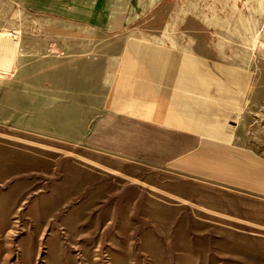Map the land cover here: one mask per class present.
Wrapping results in <instances>:
<instances>
[{
  "label": "rangeland",
  "instance_id": "rangeland-1",
  "mask_svg": "<svg viewBox=\"0 0 264 264\" xmlns=\"http://www.w3.org/2000/svg\"><path fill=\"white\" fill-rule=\"evenodd\" d=\"M223 2L150 0L135 22L157 37L175 27L176 6L185 24L194 6L221 18ZM263 24L258 13L233 34L221 19L214 27L227 41L246 33V45L229 48L258 58L230 65L262 87L236 132L264 157ZM20 31L19 46L36 49ZM14 46L0 43V264H264L263 196L114 153L109 127L102 135L83 123L89 87L64 71L61 51L53 71L44 53L22 52L14 64Z\"/></svg>",
  "mask_w": 264,
  "mask_h": 264
},
{
  "label": "crops",
  "instance_id": "crops-1",
  "mask_svg": "<svg viewBox=\"0 0 264 264\" xmlns=\"http://www.w3.org/2000/svg\"><path fill=\"white\" fill-rule=\"evenodd\" d=\"M148 3L0 0V32L9 34L0 43L15 44L8 56L14 64L22 52L44 53L53 71L55 53L61 51L64 71L70 76L78 71L89 87L83 123L94 124L102 135L109 127L104 140L114 153L264 197V157L240 144L236 132L252 103L261 100L256 95L262 87L248 83L239 64L230 65L258 58L229 48L246 45V33L227 41L225 33L215 36L214 27L221 19L231 34L233 28L246 29L253 15L264 13V0H224L221 18L212 16L220 14L214 12L218 8L194 6L185 24V12L176 6L171 12H181L175 27L166 24L157 37L142 33V24L135 22ZM158 7L167 13L161 1ZM20 30L36 49L19 46Z\"/></svg>",
  "mask_w": 264,
  "mask_h": 264
},
{
  "label": "built area",
  "instance_id": "built-area-1",
  "mask_svg": "<svg viewBox=\"0 0 264 264\" xmlns=\"http://www.w3.org/2000/svg\"><path fill=\"white\" fill-rule=\"evenodd\" d=\"M261 32H262V34L264 35V24H263V26L261 27Z\"/></svg>",
  "mask_w": 264,
  "mask_h": 264
}]
</instances>
